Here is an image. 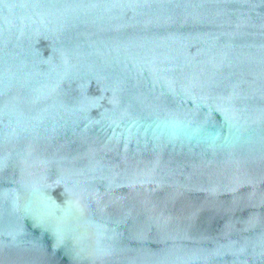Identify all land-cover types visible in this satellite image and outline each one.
<instances>
[{"label":"water","instance_id":"obj_1","mask_svg":"<svg viewBox=\"0 0 264 264\" xmlns=\"http://www.w3.org/2000/svg\"><path fill=\"white\" fill-rule=\"evenodd\" d=\"M0 264H264V0H0Z\"/></svg>","mask_w":264,"mask_h":264}]
</instances>
